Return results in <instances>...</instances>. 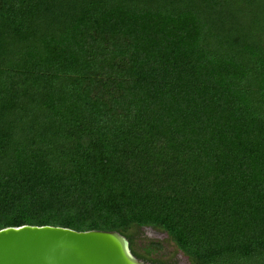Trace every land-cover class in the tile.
Masks as SVG:
<instances>
[{"label": "trees", "instance_id": "trees-1", "mask_svg": "<svg viewBox=\"0 0 264 264\" xmlns=\"http://www.w3.org/2000/svg\"><path fill=\"white\" fill-rule=\"evenodd\" d=\"M21 226L264 264V0H0V230Z\"/></svg>", "mask_w": 264, "mask_h": 264}, {"label": "water", "instance_id": "water-1", "mask_svg": "<svg viewBox=\"0 0 264 264\" xmlns=\"http://www.w3.org/2000/svg\"><path fill=\"white\" fill-rule=\"evenodd\" d=\"M0 264L155 263L133 256L128 239L117 232L21 226L0 230Z\"/></svg>", "mask_w": 264, "mask_h": 264}, {"label": "rangeland", "instance_id": "rangeland-1", "mask_svg": "<svg viewBox=\"0 0 264 264\" xmlns=\"http://www.w3.org/2000/svg\"><path fill=\"white\" fill-rule=\"evenodd\" d=\"M127 235L133 240L132 249L140 257L146 258L147 260H155L163 264H192L189 259H186L177 250L174 243L164 232L132 227ZM151 243L160 244V249L153 247ZM147 251L150 254H147Z\"/></svg>", "mask_w": 264, "mask_h": 264}]
</instances>
